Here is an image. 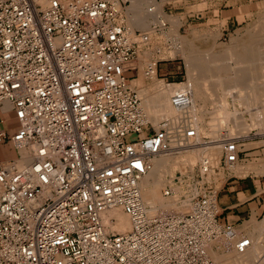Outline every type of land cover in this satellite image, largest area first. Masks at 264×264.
Instances as JSON below:
<instances>
[{
  "label": "built area",
  "instance_id": "obj_1",
  "mask_svg": "<svg viewBox=\"0 0 264 264\" xmlns=\"http://www.w3.org/2000/svg\"><path fill=\"white\" fill-rule=\"evenodd\" d=\"M130 1L0 0V104L17 121L18 150L0 166V264H214L212 242L241 253L251 244L220 221L208 158L174 173L176 209L151 213L142 200L151 160L201 140L189 87L171 92L174 114L157 128L147 120L127 76L147 46L128 27ZM152 26L161 36L167 23ZM164 60L143 76L158 79ZM237 143L221 144L225 171L242 161ZM21 148L31 154L22 166ZM114 207L128 215L127 231L106 229L102 214Z\"/></svg>",
  "mask_w": 264,
  "mask_h": 264
},
{
  "label": "rangeland",
  "instance_id": "obj_2",
  "mask_svg": "<svg viewBox=\"0 0 264 264\" xmlns=\"http://www.w3.org/2000/svg\"><path fill=\"white\" fill-rule=\"evenodd\" d=\"M263 16L264 0H161V15L158 16L157 22L158 19L161 20V17H163V20L167 23V27L165 29H163V27V30L160 28V30H162L160 32L162 34L161 36H158L155 26L149 29L150 31L145 30L141 27H132V31L137 30L140 32V35L147 36L145 40L147 46L143 47L144 44L140 45L143 48L141 49L139 58L136 61L127 64L131 67H137L135 71L127 73V76H132L131 84L136 88L140 97H142V103H144V98H149L157 93V91L159 90L158 88L160 87L162 88L167 86V90L169 93L168 95H170L173 90L180 88V85L181 87L191 88L194 92L195 97V103L192 106L191 110L195 109V114L199 116L197 117L196 115H194V119L196 118V121L194 120L195 123L193 122L194 128L197 131L199 141L201 140L199 143L203 141H206L207 143L206 149L204 150L202 149V145H196L183 149L179 152L185 153L186 151V153H188L192 151L195 153V159L192 161L190 160L191 163H185L182 166L183 168H176L169 176L166 177L168 181L166 180V183L162 184V186L159 188V196L162 192V188L164 189V187L171 183V178L176 171H182L185 168H192L195 164L201 161L200 159L204 157L209 158V156L213 159L209 158L212 161H210L212 168L209 172L208 178H211V180H213L215 185H217V188H221L226 179L232 176L231 174L239 177L245 176L249 172H252L258 176H254V179H258V181H256L257 192L262 190V194L264 195V184L261 183L262 180H264V172L263 170L258 171L255 168L264 165V58H262V56L264 57V30L262 31L261 29V27L264 29ZM169 20H171L172 22L168 23L167 21ZM155 21L156 20H154V22L152 21L153 23L151 24V26L154 23L158 24ZM171 25L173 26L171 27ZM164 36L169 38L171 41L167 42ZM257 36H259V38H257ZM241 39L244 40L240 41ZM237 40L239 41V43ZM253 40L257 43L259 42L257 46L258 51L256 50L253 56L252 54H249L251 59L247 60L246 62L237 59L235 53H238L239 49L241 51V47L243 46L242 43H244L245 41L252 42ZM233 41H235V44L233 43ZM248 42H245V44H247ZM168 44L171 45L168 47ZM260 44L262 45V47H259L261 46ZM180 47L182 50L180 49ZM236 47L239 48L237 49ZM170 49H173V51H171ZM230 50H232L233 52ZM258 53H261V56L260 54L258 55ZM251 56L253 57V59ZM189 57L194 60V62L191 64L193 68L190 71H188L187 64V60H189ZM255 57H259L260 60H256ZM228 58L230 61L227 60ZM261 58L263 59L262 61ZM156 59H168L161 61L160 68L162 69L164 67H168V69H171V72L167 73L166 71L162 70L160 71V76L157 77L158 79L145 78L143 76L142 69L145 67V65L148 64V62ZM143 60L146 62H144ZM250 61L253 63H251ZM227 63L228 66H226ZM249 63L250 67L248 66L247 68L246 65H249ZM251 64H253V67H251ZM233 65L238 68L236 69L235 66L232 67ZM221 66L223 70H221ZM225 66L227 68H224ZM228 68H231L230 70L232 71H230ZM254 68H256V70ZM228 71H230V73ZM238 71L244 72V75L246 74L244 81L248 79V82L255 88L256 94L253 97L252 104L250 103V107H254L255 111L250 110L247 104L241 102L240 95L235 96L232 93L229 94L227 91L225 92V90H223L225 89V87H220L217 90H214L215 92L213 90H207V88L211 86L210 82L219 79V81H227L228 86L226 83V88L231 87V91L238 90L242 95L245 94L244 92L248 89L243 91L244 89L240 87L241 85H234L236 84L237 80H239H235V78H239L240 74L237 75V77L235 76V78L234 76H231L233 74H238ZM213 75H215L216 77ZM160 78H165V80H160ZM179 80H183V83L180 85H166L167 82H165H177ZM206 83L210 84L206 85ZM233 86L238 88L236 89ZM219 105L222 106H220L219 108H223V111H221L218 117L221 118V124L219 125L218 132L222 130L223 132L227 133V136L236 137L233 139L238 140L237 149H241L239 157L243 160L246 159L245 161H239L234 169L229 171H225L222 166L221 157L223 151L218 145L219 142H216L217 140H219V136H217V132H213L214 126H212V120L214 122L216 118L213 115L216 114L215 111H217L216 108H218ZM241 119L243 121V126H245L244 128L240 122ZM237 121H239L240 123ZM214 146L216 147V150H214ZM192 148L194 151L191 150ZM212 154H216L218 158H216L215 155ZM196 155H199L198 157L200 158H197ZM215 168H217L216 171ZM217 171L218 173L215 174V172ZM225 172H228L229 175H226ZM260 183L261 186H259ZM166 202L173 205L170 198H167ZM262 217L263 215H260L258 217V220H260ZM103 223L105 224L108 231H115L112 227L108 226L109 223H106L104 221ZM260 229L255 227L251 220L245 221L243 223V227L239 230L246 232L247 235L250 236L261 234L259 236V239L262 238L260 244L263 243L264 245V227L263 229ZM222 241L223 239L221 238L219 239V241L214 242L213 245L211 244L212 246L209 249V254L212 257L213 261H215L213 258L214 252L218 254H224L226 252H229V250H232V248L226 250L225 247L222 246ZM257 251L259 255L264 254V248H259L257 249ZM246 263L251 264V262Z\"/></svg>",
  "mask_w": 264,
  "mask_h": 264
},
{
  "label": "bare ground",
  "instance_id": "obj_3",
  "mask_svg": "<svg viewBox=\"0 0 264 264\" xmlns=\"http://www.w3.org/2000/svg\"><path fill=\"white\" fill-rule=\"evenodd\" d=\"M45 1V0H44ZM164 1V0H163ZM125 14L127 16V21H128V25H129V29L132 31V27H141V28H144L145 30H148L150 31L149 29L153 28V26H151V24L154 22V20H156L155 22H157V18L159 15H161V0L158 1V0H150V1H145V0H131L130 1V4L127 6L126 10H125ZM264 17V16H263ZM171 18V17H170ZM168 20V19H167ZM153 21V22H152ZM258 21V20H256ZM262 21V20H261ZM168 23L169 22H172L171 20L167 21ZM175 22V21H174ZM157 23H160V20L158 19V22ZM155 24V23H154ZM258 24V23H257ZM173 25H171L172 27ZM262 31L264 30L262 27H261ZM261 31V30H260ZM133 32V31H132ZM147 32V31H146ZM149 33V32H148ZM248 33V32H247ZM261 33V32H260ZM260 36V35H259ZM259 36H257V38H259ZM169 37V36H168ZM249 37V35H248ZM247 38V36H246ZM256 38V37H255ZM263 38V37H262ZM253 39V38H252ZM244 39H241L240 41H242ZM246 40V39H245ZM250 40V39H249ZM257 40V39H256ZM260 40V39H259ZM263 40V39H262ZM238 41V40H237ZM258 41V40H257ZM245 42H248V41H245ZM243 44V46L241 47V51L239 49V52L238 53H235L236 54V58L237 59H240L241 61H247V60H250V56L249 54H255V51L257 50V46L259 44V42L257 43L256 41H252V42H248L247 44ZM264 42V41H263ZM233 43L235 44V41H233ZM237 43V42H236ZM239 43V41H238ZM241 43V42H240ZM241 44V45H242ZM262 44V43H261ZM260 44V45H261ZM175 47V46H174ZM230 47V46H229ZM232 47V46H231ZM259 47H262L259 46ZM237 49L239 47H236ZM235 48V49H236ZM179 49V47H178ZM181 49V47H180ZM171 50V49H170ZM182 50V49H181ZM225 50V49H224ZM173 51V49L171 50ZM178 51V50H177ZM232 51V50H230ZM229 51V52H230ZM258 51V50H257ZM233 52V51H232ZM236 52V51H235ZM146 53V52H144ZM182 54V53H181ZM234 54V53H233ZM232 54V55H233ZM260 54L261 56V53H258V55ZM180 55V53H179ZM228 55V54H227ZM230 55V54H229ZM257 55V56H258ZM231 56V55H230ZM239 56V57H238ZM241 56V57H240ZM251 56V57H252ZM259 56V57H260ZM174 57V56H173ZM191 57V56H190ZM189 57V60H187V64H188V71L192 70V63L194 62V60H192L191 58ZM209 57V56H208ZM229 57V56H228ZM256 58L260 60V58ZM221 58V57H220ZM231 58V57H230ZM234 58H235V55H234ZM233 58V59H234ZM254 58V59H255ZM262 58H264L262 56ZM261 58V61L263 60ZM184 59V58H183ZM195 59V58H194ZM225 59V57H224ZM253 59V57H252ZM141 60V59H140ZM229 60V58L227 59ZM232 60V59H231ZM144 61V60H143ZM225 61V60H224ZM230 61V60H229ZM233 61V60H232ZM231 61V62H232ZM236 61V60H235ZM239 61V60H238ZM253 61V60H251ZM250 61V62H251ZM146 62V61H144ZM234 62V61H233ZM237 62V61H236ZM235 62V63H236ZM264 62V60H263ZM130 63V62H129ZM128 63V64H129ZM253 63V62H251ZM261 63V62H260ZM244 64V63H243ZM208 65V64H207ZM221 65V64H220ZM245 65V64H244ZM253 64H251V67ZM258 65V64H257ZM223 66V64H222ZM221 66V70H223ZM226 66H228V63L226 64ZM224 67V68H227V67ZM235 65H233L232 67H234ZM240 66V65H239ZM247 68L248 66L250 67V63L249 65H246ZM256 66V65H255ZM236 67V66H235ZM142 68V67H141ZM238 67H236L237 69ZM246 68V67H245ZM229 69V68H228ZM231 69V68H230ZM229 69V70H230ZM233 69V68H232ZM242 69V68H241ZM256 70V68H254ZM226 70V69H225ZM224 70V71H225ZM244 70V68H243ZM250 70V68H249ZM253 70V68H252ZM198 71V70H197ZM227 71V70H226ZM232 71V70H230ZM230 71H228L230 73ZM192 72V71H191ZM209 72V71H208ZM234 72V71H233ZM236 73H237V70H236ZM251 73V72H250ZM202 74V73H201ZM240 74V75H239ZM237 75H239V78H235V76L237 77ZM246 75V74H245ZM244 75V72L242 71H238V74L236 75H231V76H234L235 80H237L236 86L238 85H241L240 87H242L245 91L246 89H248L247 91H245L244 93L245 94H241L238 90H233L231 91V87H227L226 88V83L227 81L223 82L222 80L219 81L218 80H214L212 82H210L209 84L211 85L209 88H207V90H210V91H214V90H217L218 88L220 87H225V92L227 91L229 94H233L235 96L237 95H240V99H241V102L247 104L250 108V110H254V107H250L252 102H253V97L254 95L256 94L255 92V88L252 86V84H250L248 82V79L246 81L245 80V76ZM215 76V75H213ZM212 76V77H213ZM259 76V75H258ZM216 77V76H215ZM214 77V78H215ZM211 79V78H210ZM251 79V78H250ZM234 80V79H233ZM209 82V81H208ZM251 82V81H250ZM131 83V81H130ZM183 83V82H182ZM181 83V84H182ZM253 83V82H252ZM206 83V85H209ZM166 85H180V84H171V83H167ZM205 85V84H204ZM225 85V86H224ZM131 86H133L131 84ZM227 86H228V83H227ZM263 86V85H262ZM134 87V86H133ZM180 88L178 89H185L186 87H181V85L179 86ZM208 87V86H207ZM235 87V86H233ZM236 88V87H235ZM234 88V89H235ZM238 88V87H237ZM236 88V89H237ZM252 88V89H250ZM159 90L157 91V93H155L153 96L151 97H147V98H144V103H142V100H141V107L142 109L144 110V114L147 118L148 121H150L152 123V125H154V127H158V124L159 122L161 121V118H163L164 116H171L174 114V108L171 106L170 104V95H168V90H167V86L165 87H160L158 88ZM241 89V88H240ZM177 90V89H176ZM192 90V89H191ZM257 90V89H256ZM262 91V90H261ZM138 92V91H137ZM215 92V91H214ZM263 92H264V89H263ZM192 94H193V105L195 103V97H194V92L192 90ZM139 95V93H138ZM260 95V94H259ZM140 97V95H139ZM261 97V96H260ZM142 97H140L141 99ZM257 101V100H256ZM213 103V102H212ZM223 103V102H221ZM251 103V104H250ZM221 105L218 106L217 111H215L216 114H214L213 116H215V120L213 122L212 120V126H214V130L213 132H217V136H219V140H217L216 142H219V146L221 147L222 151H223V148H222V142L226 141L227 139H233V138H236V137H230V136H227V133L223 132L222 130H220L218 132V128H219V125L221 124V118H218L219 117V114L221 113V111H223V108H219ZM225 106V105H224ZM222 107V106H221ZM256 108V107H255ZM213 110V109H212ZM191 112L195 114V109L194 110H191ZM236 112V111H235ZM252 112V111H250ZM232 113V112H231ZM229 115V114H228ZM233 115V114H232ZM235 115V114H234ZM257 115V114H256ZM197 117H199L198 115H196ZM212 116V118H213ZM236 116V115H235ZM195 117V116H194ZM226 117V116H225ZM237 117V116H236ZM223 118V116H222ZM230 118V117H229ZM264 118V117H263ZM196 119V118H195ZM194 119V120H195ZM198 119V118H197ZM220 119V120H219ZM234 119V118H233ZM240 120V119H239ZM259 120V119H258ZM196 121V120H195ZM239 122V121H237ZM241 124L243 126V121L241 119ZM239 122V123H240ZM195 123V122H194ZM236 123V122H235ZM197 125V124H196ZM217 125V126H215ZM236 125V124H235ZM211 126V127H212ZM236 127V126H235ZM245 126H243L244 128ZM221 129V128H220ZM240 129V128H239ZM238 131V129H237ZM197 133V131H196ZM198 137V135H197ZM221 142V143H220ZM197 145H202L203 146V150L206 149V146H207V143L206 141H203ZM206 145V146H204ZM217 146V147H219ZM192 147V146H191ZM215 147V146H214ZM213 147V148H214ZM193 150V148L191 149ZM214 150H216V147L214 148ZM189 151V150H188ZM194 151V150H193ZM196 151V150H195ZM21 154H22V159H20L18 161V164L20 166H22L23 164H26L28 163L30 160H31V154L29 152V149H25V148H21L20 150ZM192 152V151H191ZM188 152L186 153H179L178 155H172V154H164V155H159V156H156L155 158H153L151 160V169L149 170V172L144 175L142 177V179L140 180V190H141V197H142V200L145 204H147L149 206V210L151 213H155V212H158V211H164V210H169V209H176L178 207L177 202H178V192L181 193V188L178 186V185H173V184H168L170 187H172V190H173V194L170 195V196H164L161 192L160 196L158 194V191H159V188L162 186V184L166 183V180H167V176H169L176 168H183L182 166L185 164V163H191L192 160L195 159V153L194 152ZM183 153V154H182ZM198 153V152H197ZM213 153V152H212ZM209 155V154H208ZM212 155H215L216 158L217 155L216 154H212ZM197 156V155H196ZM199 156V155H198ZM197 158H200L198 157ZM219 156V154H218ZM204 158H208V157H204ZM203 158V159H204ZM210 158V156H209ZM208 158V159H209ZM210 159H213V158H210ZM209 159V161H211ZM215 159V158H214ZM191 160V161H190ZM202 160V159H200ZM214 161V160H213ZM212 162V161H211ZM211 162H210V165H211ZM216 162V160H215ZM239 162V161H238ZM237 162V163H238ZM218 163V162H217ZM216 163V164H217ZM237 163L234 164V166L231 168V170L234 169V167L237 165ZM213 164V163H212ZM190 167V166H189ZM211 168H212V165H211ZM211 168L208 170V174H207V178H208V175H209V172L211 170ZM256 170L260 171V170H263L264 172V165H261V167H255ZM241 169V168H240ZM245 169V168H244ZM253 170V169H252ZM254 170V171H256ZM214 175V174H213ZM169 178V177H168ZM216 178V177H215ZM168 181V180H167ZM262 183L264 184V180H262ZM167 198H170L172 200V204L174 205H171L170 203H167L166 202V199ZM218 209H219V206H218ZM104 219V220H103ZM102 221L106 222V223H109L108 226L112 227L113 230L117 231V232H124V231H127L129 228H130V219L128 217L127 214H125L122 209L120 207H114V208H111L109 210H107L105 213L102 214ZM112 221V222H111ZM257 220L253 219L252 217V222L254 224L255 227H257L258 229L264 227V217L262 220ZM105 225V224H104ZM107 229V228H106ZM238 229V228H237ZM240 229V228H239ZM261 230V229H260ZM261 233V231H260ZM245 234V233H244ZM247 235V234H246ZM258 235V234H257ZM254 236V235H247V237H249L251 239V244L241 253V252H237L236 250H234L232 248V250H229V252H226V253H221V254H218L216 252L213 253V258L215 261H213L214 264H245L246 262H251V264H264V254L263 255H259L258 254V251L257 249L259 248H264L263 246V243L260 244V241L261 239H259V236L261 235H258V236ZM216 242V241H214ZM212 242L211 244L213 245ZM210 245V248L211 246ZM221 247V246H220ZM208 248V251L209 249ZM262 251V250H261ZM213 252V251H212ZM211 252V253H212ZM212 258V257H211ZM213 260V259H212ZM247 264V263H246Z\"/></svg>",
  "mask_w": 264,
  "mask_h": 264
},
{
  "label": "crops",
  "instance_id": "obj_4",
  "mask_svg": "<svg viewBox=\"0 0 264 264\" xmlns=\"http://www.w3.org/2000/svg\"><path fill=\"white\" fill-rule=\"evenodd\" d=\"M160 70L167 73L171 72L168 67L160 68ZM16 130L17 121L10 105L7 102L0 104V134H2L0 140V166L18 157V150L10 140ZM245 160L242 159V161ZM225 174L229 175L228 172H225ZM231 175L226 179L218 193L219 219L224 223L242 228L243 223L251 221L252 217L257 221L260 215L264 217V195L262 190L257 192L256 181L258 179H254V176H257L255 173L249 172L245 176L239 177L234 174ZM261 183L259 186H261ZM245 234L247 233L245 232Z\"/></svg>",
  "mask_w": 264,
  "mask_h": 264
}]
</instances>
